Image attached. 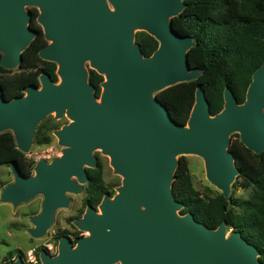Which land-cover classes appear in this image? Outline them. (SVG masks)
<instances>
[{"label":"water","instance_id":"water-1","mask_svg":"<svg viewBox=\"0 0 264 264\" xmlns=\"http://www.w3.org/2000/svg\"><path fill=\"white\" fill-rule=\"evenodd\" d=\"M26 6L40 9L37 20L48 43L39 54L57 63L62 80L44 72L39 85L9 100L0 84V132L11 130L26 152L47 114L56 111L71 121L55 131L65 146L61 156L40 160L28 177L11 164L14 181L1 200L17 205L43 193L41 213L31 218L29 230L41 236L56 209L69 205L67 191H82L85 166L96 165L97 148L123 176L118 193L100 204L101 213L88 207L75 221L91 234L76 245L61 237L58 254L41 251L43 264H264L259 247L237 230L228 234L225 222L210 228L192 212L181 214L184 205L173 193L179 154L202 156L208 178L228 199L240 173L229 150L231 134L240 133L250 150L264 151V63L243 103L226 85L224 108L215 115L198 84L189 119L179 124L156 93L200 74L189 62L193 36L173 27L184 0H0V65L7 69L21 64L38 33ZM136 30L159 41L150 56L136 41ZM87 61L105 77L99 96ZM14 264L25 263L19 257Z\"/></svg>","mask_w":264,"mask_h":264},{"label":"trees","instance_id":"trees-1","mask_svg":"<svg viewBox=\"0 0 264 264\" xmlns=\"http://www.w3.org/2000/svg\"><path fill=\"white\" fill-rule=\"evenodd\" d=\"M186 7L173 17L174 29L182 35L193 36L195 44L189 50L192 68H198L199 77L169 86L156 93L169 109L172 118L179 124H186L196 99L197 85L201 84L210 102L211 114L224 108V89L229 85L239 103L246 99L248 86L254 72L264 63V0H184ZM38 17V9H32ZM31 26L38 31L31 44L23 52L19 71L0 65V84L5 99L25 94L31 84H40L39 77L46 72L58 81L57 63L40 57V50L47 44L43 28L36 21ZM136 41L143 53L150 56L158 48L159 41L150 33L140 30ZM0 51V58L2 57ZM89 81L101 93L104 76L91 69ZM55 125L42 123L36 138L39 142L50 141ZM229 150L235 156L240 170L234 184L250 190L248 197L227 199L211 186L204 191L194 186L188 161L181 159L173 181V193L183 203L181 214L192 212L196 219L210 228L226 223L228 228L239 231L250 243L261 250L264 263V151L256 153L246 147L239 133L233 134ZM15 163L20 172L29 176L36 162L17 146L11 130L0 132V165ZM101 166L89 169L93 203L102 197ZM114 192V191H113ZM12 255V253H10ZM7 259V258H6Z\"/></svg>","mask_w":264,"mask_h":264},{"label":"rangeland","instance_id":"rangeland-1","mask_svg":"<svg viewBox=\"0 0 264 264\" xmlns=\"http://www.w3.org/2000/svg\"><path fill=\"white\" fill-rule=\"evenodd\" d=\"M28 7L30 6H26L27 9ZM136 32L138 31L136 30ZM85 65L89 71L93 68L90 61H87ZM9 70V74L18 72L19 66L13 67ZM59 80H62L60 76ZM102 90L103 87L101 85V92ZM70 121L71 118L67 115L58 118L56 116V111H53L38 122L31 146L29 150L25 152L29 157L35 160L36 165L42 159L47 162H51L62 155L65 146L60 144L55 131L69 124ZM46 122L55 125V128L49 131L50 141L41 143L36 138V133L39 126ZM235 133L237 132L231 134V140L232 137L233 139L235 138L233 135ZM94 152L100 157L104 164L105 180L112 184V186L116 188V193H118V188L123 184V176L114 170L110 157L103 153L101 148H97ZM177 159L178 166L181 159H186L188 161V167L192 174L194 186L198 190L204 191L205 187L211 186L213 189L220 191L218 187L208 178L205 161L202 156L194 153H183L177 155ZM12 181H14V174L11 166L5 164L0 165V264H14L19 257H21V259L27 264H43L41 260V251L43 246L49 248V246L52 247L54 245L58 247L59 237H57V234L59 231L78 230V227L74 225L73 221L76 209L79 207L78 205L82 201L84 193H72L73 201L71 205L69 207H60L57 210L55 220L47 232L41 236H33L29 231L34 227L31 218L41 212V204L44 200V194L38 193L30 200L21 202L17 205L12 202L2 201V191ZM234 182L231 186L228 199L231 197L241 199L248 197L250 190L236 185ZM227 229L228 234L233 231V228H228V226ZM53 251L54 249L51 250V252ZM10 253H12V255H10Z\"/></svg>","mask_w":264,"mask_h":264},{"label":"flooded vegetation","instance_id":"flooded-vegetation-1","mask_svg":"<svg viewBox=\"0 0 264 264\" xmlns=\"http://www.w3.org/2000/svg\"><path fill=\"white\" fill-rule=\"evenodd\" d=\"M34 7H36V6H30V7H28V10H30L32 12V9ZM36 8L38 9V14H39V7L37 6ZM32 14H33V12H32ZM33 21H36L38 24H40L38 22L37 18L34 19V17H32V20H31L30 25L32 24ZM33 29H35V28H33ZM94 154H95V152H94ZM95 156H96V160H97L96 165L95 166H88V165L85 166V170H86V174L88 176V180L85 183L81 184L82 191L80 193H84V197L82 198V201L78 205L79 206L77 208L78 210L76 209V214L74 215V221H73V223H74L75 226H77L75 224V221L78 220V219H80V218H82L84 216V214H85V212H86V210H87L88 207H93V208H95V210L97 212H100L101 213V211H100V204L102 203V201L105 198V196L109 195V196L113 197L116 194V188L114 186H112V184H110L109 182H107L105 180V176H104V164H103L102 160L100 159V157L98 155L95 154ZM99 165L101 166V168H100L101 169V178H102V182H103V188H100L99 189V192L102 193V197H101V199H100V201L98 203H93L92 201L95 199L96 196H95V193H91V187H90L91 180H90V175H89V171L88 170L89 169H97L99 167ZM9 166H11V164ZM26 177H28V176H26ZM72 193L79 194V193H76V192L67 191V195L70 198V203H69V205H67V207H69L71 205L72 201H73ZM43 202H44V200H43ZM43 202H42L41 206H43ZM59 208L56 209L55 215H56V212H57V210ZM41 210H42V208H41ZM55 215H54V220H55ZM54 220H53V222H54ZM87 235H89V232L87 230H83V229H80L78 227V230L76 229L75 231H72V230H70V231L69 230H61L57 234V237H59L58 242H60L61 237L68 236L69 238H71V240L73 242V245H76L77 242H78V240L80 238H82L84 236H87ZM43 249H46L48 253H51V255L54 256V255L58 254V252H59V243H58V247H56L54 245L52 247L49 246V248L46 247V246H43L42 247V250ZM52 249H54L53 252H51ZM24 263L27 264L26 262H24ZM114 264H121V263L120 262H116Z\"/></svg>","mask_w":264,"mask_h":264},{"label":"bare ground","instance_id":"bare-ground-1","mask_svg":"<svg viewBox=\"0 0 264 264\" xmlns=\"http://www.w3.org/2000/svg\"><path fill=\"white\" fill-rule=\"evenodd\" d=\"M89 232V235L91 234V232L90 231H88Z\"/></svg>","mask_w":264,"mask_h":264}]
</instances>
